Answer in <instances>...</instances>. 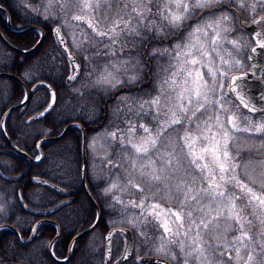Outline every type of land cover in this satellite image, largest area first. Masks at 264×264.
Listing matches in <instances>:
<instances>
[{
    "label": "snow or ice",
    "instance_id": "snow-or-ice-1",
    "mask_svg": "<svg viewBox=\"0 0 264 264\" xmlns=\"http://www.w3.org/2000/svg\"><path fill=\"white\" fill-rule=\"evenodd\" d=\"M115 2L119 3L121 0ZM255 2L264 9V0ZM100 3L111 5L113 0H47L45 11L52 15L51 9L54 6H59L62 11L65 8H75L78 14H74L72 19L86 24L95 37L108 39L110 45L117 43L122 32L140 36V28L145 26V21L149 27L154 23L149 16L154 0H128L125 10L130 7L131 13L127 18L120 16L122 10L117 9L116 18L109 19L105 13L103 19L97 20L91 13L99 8ZM224 3L226 0H162V10L157 14L170 27L178 29L196 9H213L206 15L215 17L217 11H225L224 8L215 6ZM232 3L247 10L246 0H232ZM133 19L136 23L132 22ZM229 19L228 15H223L213 21H206L203 25L198 23L189 33L188 42L175 44L171 53L167 48L152 50L150 55H171L175 62H170L169 68L165 69L170 74L161 82L160 94L136 105L137 115L147 110V116L154 111L153 118L158 122L155 129L145 124L137 126L129 122L124 133H106V136L118 142L123 152L129 153L123 157L128 163L129 171L128 180L123 187L112 183L104 189V193L107 195L119 190L142 194L139 202H129L131 207L141 210L140 214L124 222L134 229L141 224L147 226L155 222L163 232L159 237V244L153 246L152 254L176 261L171 245L178 243L180 252L184 255L183 264H189V258L199 261V264H253L256 249L253 237L245 227L246 223H251L245 216V210L250 207L253 213L257 210L264 213V161L259 164L261 171L258 194L250 186L257 183L248 171L252 166L244 165L242 176L238 171L241 166L235 163L232 153V149H236L238 155L254 136L264 138V108L259 110V120L254 121L250 116L241 119V109H246L249 113L256 109L246 99L245 74L228 75L241 67L240 61L232 57H220L219 67L211 66V52L217 50L218 41L222 39L220 33L229 31L222 27ZM209 29L211 52L200 38L207 37ZM55 33L63 44L60 28H56ZM166 38L163 28L158 26L153 36L146 37L149 40ZM87 39V34H83V40L80 41L74 36L73 44L75 47H82ZM97 42L93 39L90 46ZM230 43L234 48L239 47L236 41ZM257 44L264 49V36L260 37ZM252 51L255 52L256 49L253 48ZM72 62L75 64L74 59ZM129 63L124 61L120 65H113L115 71L105 68L95 83L116 89L142 82L137 75L127 76V83L118 77L120 68L128 71ZM203 68H207L206 73L202 71ZM206 75L211 78L210 81L205 78ZM69 79L75 80L76 75ZM148 95L151 96L150 93ZM49 98L51 103L46 102L40 118L55 110L56 94L50 92ZM28 99L30 97L26 96L25 100ZM127 99L126 96L121 97L125 102ZM198 113L207 118L202 119ZM161 116L164 118L162 121ZM194 121L197 122L193 128L191 125ZM138 131L142 133L139 136ZM237 133L249 135L241 137ZM60 135L62 137L64 133ZM261 147H264V143ZM152 188L156 191H152ZM161 192L163 195H160ZM245 200L247 204L241 207ZM116 201L123 203L120 197H116ZM173 202L179 210L171 207ZM261 223L264 224V220ZM181 229H184L185 239L177 241L176 238L181 236ZM164 234H167V238ZM140 235L147 238L146 232L141 231ZM111 237L112 233L109 234V241ZM260 248L264 250V243L260 244ZM225 256L227 259H222ZM121 259L124 264L130 259L135 264L136 256L126 249ZM116 264L121 262L117 261ZM140 264L157 262L141 261Z\"/></svg>",
    "mask_w": 264,
    "mask_h": 264
},
{
    "label": "trees",
    "instance_id": "trees-1",
    "mask_svg": "<svg viewBox=\"0 0 264 264\" xmlns=\"http://www.w3.org/2000/svg\"><path fill=\"white\" fill-rule=\"evenodd\" d=\"M7 2L9 0H0V3L6 5L11 11L12 9ZM29 23L40 24L44 28L46 33L44 41L34 53L27 55V57L13 52L14 58L7 56L3 59L4 62L0 59V70H8L21 76L24 73L27 75L30 72V67L33 69L34 64L42 59V53L51 49L52 51L54 50L52 54L48 53L47 57V59L53 58L55 60L54 63L48 60L47 67H44L47 73L42 72L35 81L40 79L47 80L55 88L57 93L55 110L46 114L43 118L28 121L31 115L43 109L46 102L49 101L48 90L44 87H39L33 92L34 95L33 93L31 94L26 106L15 110L8 120V132L13 141L30 153H34L36 152L37 140L40 137L46 134H57L70 121L81 122L89 131L88 134L98 130L94 127L99 124V127L103 128L107 123L106 115L109 114L110 108L125 107L129 101L121 100L122 94L125 96L126 93L135 92L136 85L107 92L99 84L88 85L87 82L79 84L78 81L82 77L80 74L76 76L75 80H70L69 64L65 55L56 50L58 47L53 35L52 25L49 24V21L38 19H31ZM8 35L15 44L22 47L33 45L39 36L35 30L19 35L12 33H8ZM2 49L8 50L0 40V51ZM22 57H26L25 60L29 61L28 66L24 60L19 61ZM80 59L82 71L85 68L83 67L81 56ZM37 63L43 65V62ZM0 80H5L11 84L15 94L13 97L14 101L22 98L23 90L16 81L8 78H0ZM5 81L0 84L4 85ZM32 82L29 83L31 84ZM130 102L135 103V101ZM92 108L93 112L90 113ZM4 109L5 107H1L0 110L2 111L0 114ZM80 141V129L72 127L62 139L43 143L42 147L45 153L43 160L37 164H30L27 159L9 150L0 134V148L8 150L5 154L6 157L3 158L5 161L0 158V167L4 172L15 177L12 180L0 177V195L8 205L3 211L4 218H6L1 221L12 223L24 237H27L33 223L43 216V213L39 212L58 206L57 210L51 215L60 223L63 232V235L55 245L58 254H63L66 250L70 237L68 233L74 229L71 222L73 217L79 219L81 216L78 212L74 213V209L80 208V205L76 202L88 201L81 184ZM88 154L87 180L91 190L96 194L98 190L96 185H100V182L97 181L96 174H93V167L95 171H98L99 166L98 164L97 167L95 165L97 162L94 161V153L88 152ZM37 176L51 181L61 189L55 191L35 182L34 178ZM109 182V180H106L103 184H108ZM109 199L116 200L112 195H110ZM66 200L69 201L68 204L64 203ZM70 201H75V204ZM113 205L114 207L112 208H118L117 204ZM67 207L70 208L66 209ZM62 208L64 213L61 215L58 211ZM54 234L55 228L53 225L43 224L39 227L33 242L30 245L23 246L17 242L11 230L4 229L0 231V261L22 260L30 264H40L42 261H38V259L44 257L49 263L58 264L50 261L47 253L48 243ZM3 238H5L6 243L3 242ZM5 245H8L11 250L5 251ZM34 249L37 251L35 255ZM24 253L27 254L24 255ZM67 264L75 263L71 259Z\"/></svg>",
    "mask_w": 264,
    "mask_h": 264
},
{
    "label": "rangeland",
    "instance_id": "rangeland-1",
    "mask_svg": "<svg viewBox=\"0 0 264 264\" xmlns=\"http://www.w3.org/2000/svg\"><path fill=\"white\" fill-rule=\"evenodd\" d=\"M128 0H121V2L116 3L115 0H113V3L111 5L100 3V6L97 10H94L91 15L96 16L97 20L103 19L105 16V13L108 14L109 19L116 18L117 17V9L122 10L120 12V16H123L127 18V16L131 13L130 7L125 10V3H127ZM8 5H10L11 9L14 11H17V14L20 13V16L18 19H15L18 23L22 24L26 20H29V16H33L34 19H41L42 21H49V24L52 25V31L55 27H60L62 31L64 32V35L71 45V47L74 49L75 53L79 56H81L83 60V67L85 68L80 72V75H82L81 79H79L78 83L87 82V84H95V81L97 80L100 73L105 69L108 68L109 71H115V69L112 67L113 65H120L124 61H129L128 65V71L125 72L124 68H120V71L117 73L118 77L125 83H127V76L129 75H137L142 82H137L135 84H132L131 86L136 85L138 88L136 90L139 92H131L126 93L125 96L128 98L127 100L129 103L126 104L125 107H112L110 108L109 114L106 115L107 123L103 128H100L95 133H91L88 137V147L91 149V154L96 152H100V154H95V159L98 164L100 165L98 171L94 170L93 167V174H96V179L98 182H100L101 189L104 192V189L109 187L112 183H118L121 187L125 185V183L128 180V163L126 160L123 159V157L129 155L127 152H123L121 150V147L118 146L117 141H113L111 137L106 136V133L118 131L119 133H124L125 128L129 125L127 123L131 122L132 124L139 125V122L141 121V124H145L149 128L155 129L157 125L149 126L152 124L151 122H147L150 115L145 116V112H143V118L140 120L139 115H137V108L136 105L140 103L143 100L151 99L152 96H156L160 94V87L161 82L166 78L167 73L165 69L169 68V63H175L174 61H170V59L166 58V55H161L162 58H152L150 53L153 49H163V48H169L173 44H185L188 42L189 33H191L196 27L198 22H193L186 29L182 30L183 33L180 35L178 34L176 37H174L173 44L171 45V42L169 43H156L155 40L151 42L152 39H146L147 36H153L155 32V28L161 27L163 28V31L165 35L167 36L169 33H175L177 34V31H179L182 27H184L187 22L186 20L183 22L180 28L175 29L168 25L167 21L163 20L160 15L157 13L162 10V0H158V7H156L155 4L151 5V13L149 16L154 20L153 25L150 27L147 26V21H145V26H141L140 36H133L127 32H122L118 38V41L115 45H110V42L108 39H103L99 37H95L93 33L87 28V25L83 22L74 21L72 19V16L74 14H78L77 10L75 8H65V10H61L59 6H54L51 9L52 15H49L45 8L47 7V0H9L7 2ZM227 6H226V5ZM217 6V5H216ZM215 6V7H216ZM222 7L227 10V14H229V10L235 12L239 18L237 21L239 23L237 25H234L232 22V30H229L227 32H221L222 39L225 38H240L242 36H245L247 38L248 42L244 44L242 42L238 43L239 47L234 48L232 44L227 43H221L218 41L217 44V50L216 52H211V46L209 44V39L211 37V30H208V36L207 37H200L203 42L205 43L206 48L211 52V60L213 61V64L211 66L213 67H219L220 63V57H223L224 59H229L230 57L235 58L236 60H239L241 63V67L238 69H234L232 72H230L228 75L231 76L234 73L247 70L250 65L249 60V47L253 42H249L248 34L246 30L242 29V26L246 28V24L249 23L252 12H248L247 10L241 9L240 7L236 5H232L230 2H226L222 4ZM249 8V6H248ZM260 10V9H258ZM231 12V14H233ZM3 15V14H1ZM209 18H211L210 15H207ZM17 17V16H16ZM232 18V17H231ZM133 23H136V20L133 19ZM200 25H203L205 22L199 21ZM191 28V29H189ZM40 34V33H39ZM83 34H87L88 39L84 40L82 47H75L73 44V38L75 36V39L77 41L83 40ZM232 34L231 36H228ZM238 38V39H239ZM95 39L98 41L94 46H90V42ZM126 41H125V40ZM221 39V40H222ZM220 40V41H221ZM231 40V39H230ZM175 47V46H174ZM174 47L169 48V50H173ZM0 59L2 62H4V58L9 56L6 51L3 49L0 51ZM54 50L52 49L50 51H46L45 53H42V59L37 62H43V66L40 65V63H35L33 69L30 67V72L35 73L34 77L40 76L42 72L45 71L44 67H47V61H53L54 59H47L48 55L53 53ZM49 53V54H48ZM114 53V54H113ZM219 53V55H217ZM157 55H160L157 53ZM170 61V62H169ZM1 63V62H0ZM40 67V68H39ZM39 68V69H38ZM70 71L72 69L70 63H69ZM41 71V72H40ZM202 71L205 73L207 72V68H203ZM29 72V73H30ZM46 73V72H45ZM23 77L28 80L32 81L33 76L26 75V73L23 74ZM5 78V77H0ZM206 79L209 81L211 80L210 77L207 75L205 76ZM95 79V80H94ZM5 80H0V83L4 82ZM94 82V83H93ZM227 83V81H224ZM102 89L104 88L105 91L110 92L115 89H112L108 87L107 85H101ZM35 86V85H34ZM119 89V88H116ZM134 90V89H133ZM227 91V89H225ZM5 87L4 85L0 84V97L3 96V101L7 99V95L5 94ZM151 94L149 96L148 94ZM231 96V94H228ZM122 97H124V94H122ZM135 98V99H134ZM130 101H135L130 102ZM163 105V100H162ZM1 109V107H0ZM125 110V113L123 112ZM2 110H0L1 112ZM93 112V108L90 110V113ZM1 115V114H0ZM153 117L155 115L154 111L152 113ZM198 116H201L202 119H206V116H202L200 113L197 114ZM239 115L241 116V119L244 116H250L254 121L259 120L260 116L253 115L249 113L246 109H241L239 112ZM163 116L160 117V120ZM152 120H156L152 118ZM157 121V120H156ZM195 122L191 125V127H195ZM141 134V133H137ZM237 136H247L249 134L245 133H237ZM264 143V138H260L259 136H254L251 141L248 142V145L243 148L239 154L237 155L236 149H232L233 156L235 158V163L240 165L241 168L238 169V171L243 176L244 168L243 166L246 164H250L252 167L248 169L250 175L254 179L257 180V183L255 185L250 184L254 188V190L257 191L259 194L260 192V162L264 161V147H261V144ZM37 156V154H36ZM6 157V155L4 156ZM4 157H0L3 159ZM4 160V159H3ZM5 161V160H4ZM97 167V163L95 164ZM114 167V168H113ZM254 168V170H253ZM97 172V173H96ZM110 174V175H109ZM107 179H110V182L107 184L102 185L104 182H106ZM139 182V181H138ZM247 182V181H246ZM231 187V185L229 186ZM152 191H156L155 188H152ZM113 197H120L122 201H126L127 205L130 206L126 210V216L122 219H117V221H125L128 219H132L135 216H138L140 214L139 208H133L131 207L130 201H137L142 198V194L139 193H130V192H123L119 190H114L113 193H110ZM160 195H163V192L160 193ZM159 202V201H158ZM247 204V201H243L241 204V207H244ZM7 202L3 201L2 198H0V222L1 220H4V214L3 211L7 208ZM171 207L174 210H179L178 206L175 202L171 204ZM75 212V211H74ZM245 216L247 220H250L251 223L245 224L246 229L249 231L250 235L253 237V243L255 246V260L253 264H264V250L260 248V244L264 243V235H261L264 233V224L261 223V220H264V213L259 212L257 210L256 213H253L252 209L249 207L245 210ZM120 222V223H123ZM123 224L130 225L129 223L124 222ZM131 226V225H130ZM152 227L154 229H152ZM175 227V225H173ZM138 230V234H140L141 231L148 232L152 231L155 232L154 239L150 242L152 248L155 245H158L160 240L159 237L161 236L163 230L160 229L155 222H152L151 224H147V226H144L143 224L140 225L139 228H135ZM181 236L176 238L177 241L185 239L183 236L184 229H181ZM165 238H167V234H164ZM3 242L6 243L5 238H3ZM171 248L173 250V254L176 255V257H180L184 255L180 252V249L177 244L171 245ZM4 250L7 252L11 250V248L8 245H5ZM27 253H24L26 255ZM29 254V253H28ZM37 254V251L34 249V255ZM246 258V257H245ZM222 259H227V257H223ZM184 260V259H183ZM183 262V261H182ZM189 263L191 264H198L199 261L189 258Z\"/></svg>",
    "mask_w": 264,
    "mask_h": 264
},
{
    "label": "flooded vegetation",
    "instance_id": "flooded-vegetation-1",
    "mask_svg": "<svg viewBox=\"0 0 264 264\" xmlns=\"http://www.w3.org/2000/svg\"><path fill=\"white\" fill-rule=\"evenodd\" d=\"M226 2H230L232 5H236L235 3H232V0H226ZM153 4H155L156 7H158V0H154ZM246 4H247V6H249V8L247 7L248 12L251 11L252 16H251L249 23L246 24L247 27L244 28L242 26V29L247 31V34H248L247 37L249 39V42H253L251 44V46L249 47V51H248L249 60H250V50L252 48L259 47L257 44V41L260 39L261 36H264V20H262V17L264 16V9H262L260 4L256 3L255 0H246ZM252 5H254V8L252 7ZM216 8H223L222 4L217 5ZM258 9H260V10H258ZM212 10L213 9H196L194 14L190 15L189 18L186 20L187 24L184 27H182L179 31H177V34L172 32L171 35H167L166 36L167 38L164 40L152 39L151 42H153L155 40L156 43L164 44V43H169L168 41H170L171 45H172L174 37H176L178 34L180 35L181 33H183L182 30L189 27V25L191 23H193V22L200 23L199 21H201V23L206 22V21L210 22V21H213L216 18L223 16V15H228L230 17V19L228 22H226L224 25H222V27H226L229 30H232V28L234 27V26H232V22H235V23H233L234 25H237L239 23V21H237L239 16L235 12L230 11L231 9L229 10V14H227V10L225 9V11H223V12L217 11L215 17L211 16V18H209L206 15V13H208ZM9 12H10L12 27L16 28L17 25L14 23V21H16L15 19H18V17L20 16V13L17 14V11H14L13 9L11 11L9 10ZM231 12H233V14H231ZM4 16L0 15V29L4 32V34L7 35L8 39H9L8 33H11V31L7 25L6 17H4ZM201 17H203V19H200ZM254 21H261V22L256 23ZM29 22H30V16H29V20L25 19V23H29ZM19 25H21V24H19ZM189 29H191V28H189ZM17 35H19V34H17ZM228 36L232 37V34H230ZM238 38H226V36H225V38L219 42H221L223 44L224 43L231 44L230 41H236L238 43L242 42L244 44V47H245V44L248 42L247 38H245V36H242L239 39ZM174 46H175V44H173L169 48H172ZM169 52L171 53L172 51L169 50ZM260 52H264V49L260 48ZM10 54L12 55L13 53L11 52ZM26 57H22L21 59H19V61L24 60L25 64L28 66L29 61L25 60ZM152 57L156 58V59H158L160 57L162 58L161 55H157V54L155 56H152ZM165 57L170 59V61H172L171 55H166ZM12 58H14L13 55H12ZM166 73H167V75L170 74V72H166ZM246 75L247 74H245V77H246ZM251 77H254V76H251ZM263 80H264V78H263ZM30 88L34 92V91H36V89L38 87L37 86L33 87V85H30ZM13 97H14L13 92L8 93L7 99L4 102L2 100L3 96H1L0 97L1 106L2 107H8L10 105V102L12 101ZM246 99L248 100V102H250V98H248L246 96ZM249 104L253 105L257 108V110L254 112H251V114L260 116L259 110L261 108H264V83H263V86L257 88V90L255 91V94H254V99ZM122 109H123V107H122ZM123 112L125 113V110H123ZM139 118H140V120H142L143 112H141L139 114ZM149 118L150 119H148L147 122L152 123L149 126L157 125L158 122L156 120H152V118H153L152 114H150ZM163 119L164 118L162 117L161 121ZM139 124H141V121L139 122ZM127 125H129V123H127ZM126 129H127V127L125 128V130ZM125 130H124V132H125ZM137 133H140V132L138 131ZM141 134H138V136ZM7 152H8V150L6 148H0V157H4ZM6 174L10 175L9 173H6ZM0 177L3 178L2 176H0ZM6 180H9V179H6ZM96 186L98 189L96 191V194L91 190L97 199V203H98V206H99L100 211H101L100 220H99L96 228L92 232H90L88 235L79 238L75 242L71 256L67 261L58 262L50 255V253L48 254L49 260L54 262V263L58 262V264H67V262L71 259H73V262L75 264H116L117 261H120L121 264H124V262L122 261L121 258L123 257L125 250H126V247L128 245L127 234L123 231H118L114 234V237L112 239L111 256L110 257H109V252L107 250V245H106V234L109 232V230L115 226H123L125 228L131 229V231H132V236H133V240H134V247H133L132 254L136 256L135 264H140V262L142 261L141 258L143 256L153 255L152 254V246H151L150 242L154 239L156 233L152 232V231H148L147 232V238H145L144 236H141L140 234H138L137 229H134L130 225L123 224L124 223L123 220H122L123 223H120L122 221H120V222L117 221V219H122L126 216V210H128L127 208L130 206L127 205L126 201H123V203H118L116 200L109 199L110 195L109 194L106 195L103 192V190L101 189L100 185H96ZM68 202L69 201L66 200V202H64V203L68 204ZM70 202L72 204H75V201H70ZM76 203L80 205V208L77 210L74 209V211H75L74 213L78 212V214H80L81 216L79 219H75V217H73V220L71 221L72 226H74L73 227L74 229H73V231H70L68 233V235H70V237H69V242L67 243L66 250L63 254H58L55 247L53 250L54 255L60 259H63V258L68 256L69 247H70L69 245H70V242H71L73 236L77 232L81 231L82 229H84V228L88 227L89 225H91L92 223H94V221L96 220V217H97V211H96V208L93 205V203H91L90 201H87V202L82 201V203H80V202H76ZM113 204H117L118 208L117 209H114V208L111 209L110 206L114 207ZM107 206H109V207H107ZM64 207H66V206H64ZM69 208L70 207H67L66 209H69ZM63 211H64V209L62 208L58 212L62 215L64 213ZM149 224L152 225V223H149ZM152 229H154V228L152 227ZM121 232L123 233L122 235H121ZM62 235H63V232H62V227H61L60 236H62ZM58 241H59V239H58ZM145 250H147V251H145ZM154 256H157V255H154ZM161 257H163V256H161ZM183 259H184V257L181 256L180 260H179V257H177L176 261H173L171 259H168V260L172 264H183V262H182V261H184ZM39 260L42 261L40 264H51L47 260H45L44 257L39 258L38 261ZM127 264H133L132 260L130 259L127 262ZM189 264H191V263H189Z\"/></svg>",
    "mask_w": 264,
    "mask_h": 264
},
{
    "label": "water",
    "instance_id": "water-1",
    "mask_svg": "<svg viewBox=\"0 0 264 264\" xmlns=\"http://www.w3.org/2000/svg\"><path fill=\"white\" fill-rule=\"evenodd\" d=\"M0 10L4 11L7 16H8V26L9 28L12 30V31H15V32H22V31H16V30H13L12 29V26H11V21H10V16H9V11L8 9L1 5L0 4ZM36 27L35 26H30L28 27L27 29L25 30H28V29H35ZM23 30V31H25ZM42 31V30H41ZM55 36H56V33H55ZM60 36L63 38L64 40V43L61 44L59 42V39L57 38L56 36V39H57V42L59 44V46L61 47V49L65 52V54L68 56L69 60L71 61L72 65H73V73L72 75H76L77 72H78V69H79V61H78V58L77 56L74 54V52L72 51V49L69 47V45L67 44L62 32L60 31ZM43 37H44V33L42 31V37L29 49H22V48H19L15 45H13L3 34V32L0 30V38H2L3 42L8 46L10 47L11 49L15 50V51H18L22 54H29V53H32L34 52L38 46L41 44V42L43 41ZM264 57V56H263ZM75 60V64H73L72 60ZM251 59L253 61V66H256L257 63V60L255 59V53L252 51L251 52ZM262 65L264 66V63H262ZM78 66V67H77ZM264 70V67L261 71H259L257 73V77L258 79L253 81V80H246L245 79V83H246V87L244 88V92L246 94V96L248 98H250V102L253 101L254 99V94H255V91H253L254 88H256L259 84H260V81L262 79V72ZM0 76H8V77H12L14 79H16L21 85L22 87L24 88L25 90V97L26 96H30V90L28 88V86L26 85V83L16 74H13V73H10V72H6V71H0ZM50 92H55V89L47 82L44 83ZM25 97L22 101L20 102H17L13 105H11L10 107H8V109L5 111V113L3 114L2 118H1V121H0V127H1V132L3 134V136L5 137L8 145L15 151H17L18 153L24 155L31 163H38L44 156V153H43V150L40 148L41 147V143L42 142H45V141H56V140H59L60 138H62L66 133L67 131L73 127V126H77L81 129V133H82V139H81V152H82V171H81V181H82V187L88 197V199L93 203V205L96 207L97 209V212H98V217L96 219V221L91 225L89 226L88 228H86L85 230L77 233L71 243H70V251H69V255H68V258L70 257L71 255V250H72V246L74 244V242L86 235L87 233H89L90 231H92L96 225L98 224L99 222V219H100V210H99V206L94 198V196L92 195V193L90 192V189H89V186H88V183H87V178H86V172H87V153H86V144H87V133H86V129L85 127L80 123V122H75V121H72L70 123H68L64 128L63 130L57 134V135H49V136H44L42 137L41 139H39V141L37 142V147L40 149V153H41V158L38 160V159H34L32 156H30V154L22 149L21 147L17 146L13 141L12 139L10 138V136L8 135L6 129H5V121L8 117V115L13 112L15 109L17 108H20L22 107L26 102L27 100H25ZM56 102V101H55ZM51 103V100L50 102ZM43 111V110H42ZM37 118L40 117V112L36 115ZM61 133H64V135L61 137ZM0 174L3 176V177H7L3 172L2 170L0 169ZM36 182H39L41 184H44V185H47L51 188H53L54 190H58V186H56L55 184L49 182L48 180H45V179H41V178H36L35 179ZM42 223H53L57 226V235L51 240L50 244H49V253L50 255L56 260V261H64V260H60L58 258H56V256L54 255L53 253V246H54V243L56 242V240L58 239L59 235H60V228H59V225L52 219H49V218H42L41 220L37 221L33 228H32V231H31V235L28 239L26 240H23L22 237H21V234H20V231L12 224L10 223H1L0 224V230L2 228H9V229H12L16 236H17V240L20 244L22 245H26V244H29L33 238H34V235L36 233V230L38 228V226ZM118 230H124L128 236H129V244H128V247L127 249H129L130 251H132L133 249V237H132V233L130 232V230H127V229H123V228H120V227H116V228H113L110 232L107 233V236H106V241H107V249L109 251V249L111 248V244H112V237H113V234L118 231ZM112 233V237H111V241H109L108 237H109V234ZM142 261H156L157 263H161V264H171L168 260L164 259V258H161V257H156V256H146V257H143L142 258ZM1 264H26L24 262H19V261H6L4 263H1Z\"/></svg>",
    "mask_w": 264,
    "mask_h": 264
},
{
    "label": "bare ground",
    "instance_id": "bare-ground-1",
    "mask_svg": "<svg viewBox=\"0 0 264 264\" xmlns=\"http://www.w3.org/2000/svg\"><path fill=\"white\" fill-rule=\"evenodd\" d=\"M124 40H125V39H124ZM125 41H126V40H125ZM27 75H29V76H33V80H32V81H33L34 84H37V82H38L39 80H36V81H35V79L38 78V76H37V77H34V75H36L35 73L30 72V73H28Z\"/></svg>",
    "mask_w": 264,
    "mask_h": 264
}]
</instances>
